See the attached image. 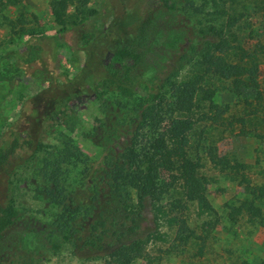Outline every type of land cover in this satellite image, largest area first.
<instances>
[{
    "label": "rangeland",
    "instance_id": "1",
    "mask_svg": "<svg viewBox=\"0 0 264 264\" xmlns=\"http://www.w3.org/2000/svg\"><path fill=\"white\" fill-rule=\"evenodd\" d=\"M169 3L171 9L162 0H0V137L7 133L8 123L20 120L19 129L24 128L20 123H27L39 145L9 177L16 220L0 244L4 258L16 251L38 255L43 259L38 264L102 261L72 255L70 242L52 249L50 244L59 241L54 220L62 207L74 210L88 203L107 151L122 148L129 139L132 108L143 98V90L137 88L130 98L114 90H105L97 99L83 94L56 111L65 89L47 74L53 69L49 56L36 61L35 50L36 62L30 67L22 64V74L9 69L4 52L14 47L23 51L29 33L65 31L75 52L72 57L67 48L62 50L63 69L69 75L87 59L95 63L102 48H126L139 54L135 75L159 79L164 121L172 116L168 112L175 100L171 86L198 83L192 109L196 122L188 134L187 154L199 162L198 173L206 181L216 225L211 227L209 217L197 215L179 185H174L154 207L166 211L164 218L156 220L153 207L145 203L139 237L156 231L160 239L150 240L130 264H264V223L251 222L236 212L244 192L234 174L235 165L243 164L250 184L264 185V0ZM125 18L134 22L126 25ZM221 40L227 43L221 55L228 61L237 59L238 48L253 57L258 68L256 88L242 87L234 94L230 80L206 71L202 54L208 43ZM203 90L212 91V105L227 104L226 112L213 109L203 99ZM33 95H40L39 99L30 100L25 111L34 115L26 112L21 119V103ZM64 148L73 155L60 166L56 188L46 181L42 169ZM48 190H53L61 206L52 202ZM256 204L264 217V201ZM172 217L183 219L193 232L188 243L183 242L178 225L168 223Z\"/></svg>",
    "mask_w": 264,
    "mask_h": 264
},
{
    "label": "trees",
    "instance_id": "2",
    "mask_svg": "<svg viewBox=\"0 0 264 264\" xmlns=\"http://www.w3.org/2000/svg\"><path fill=\"white\" fill-rule=\"evenodd\" d=\"M59 4L64 6L63 2ZM162 4L168 9L173 6L169 0H162ZM126 18V25L134 22V18L128 22ZM226 45L223 40L207 44L202 54L206 71L230 80L234 94L242 87L256 88L258 68L253 57L238 48L240 55L237 59L228 61L221 55ZM66 48L72 57L75 56L66 41L65 31L55 35L34 32L29 33L22 43L23 51L14 47L5 51L4 57L9 59V69L25 74L22 64L30 67L32 62L42 56H49L53 69L47 74L53 77L54 84L65 89L62 106L55 105L56 111L73 98L86 94L97 99L105 90H114L130 98L137 88H141L143 98L132 108L133 128L125 145L107 151L103 170L91 186L88 203L74 210L62 207L56 215L54 225L59 241L51 243L50 247L58 250L62 243L70 242L71 253L78 258L102 260L100 264H130L134 258L142 255L150 240L160 239L156 231L139 237L145 203L149 201L153 207L156 220L164 218L166 211L154 207L174 185H179L185 201L194 205L197 215L209 217L211 221L208 225L215 227L217 214L208 201L206 181L199 176V162L187 154L188 134L196 122L192 109L199 89L197 81L171 86L175 100L168 112L172 116L164 121L163 114L166 112L160 103L162 85L159 79L154 77L145 80L135 75L140 63L139 54L126 48L117 47L110 51L102 48L97 53L98 60L95 63L87 59L77 64L73 75H69L61 61L62 50ZM35 50L36 61L33 58ZM85 55L87 58L88 50ZM203 92V99L213 109L220 110L222 114L226 112L227 104L212 105V91ZM39 96H31L29 102L22 101L21 119H24V113L29 112L25 108L30 100L35 102ZM165 109L167 111V107ZM29 115L33 116L34 112L30 111ZM19 121L8 123L7 133L0 137V244L16 220V211L9 195V177L20 163L26 162L39 148L31 127L27 123H20L24 126L20 130L19 125H16ZM72 155L70 149L64 148L51 160L45 161L42 172L48 183L57 188L60 166ZM245 168L243 164L234 167V174L244 192V199L235 210L244 214L249 221L263 224L264 217L256 201H264V185H251L244 173ZM52 193L53 190H48L49 198L61 206V201ZM167 220L169 224L178 225V232L182 234L185 244L193 239V232L188 230L183 219L172 217ZM42 260L38 255L27 252L15 251L8 258L0 255V264H38Z\"/></svg>",
    "mask_w": 264,
    "mask_h": 264
}]
</instances>
